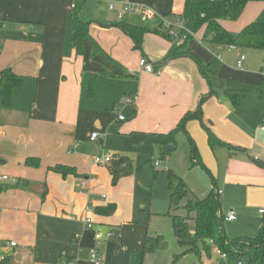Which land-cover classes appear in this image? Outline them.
Listing matches in <instances>:
<instances>
[{"label":"crops","instance_id":"0c3cea01","mask_svg":"<svg viewBox=\"0 0 264 264\" xmlns=\"http://www.w3.org/2000/svg\"><path fill=\"white\" fill-rule=\"evenodd\" d=\"M130 1L151 7L156 14L146 17L126 13L122 21L149 29L162 27V20L174 22L185 2ZM72 4L73 0H0V71L10 68L22 79L12 92L9 107H2L0 101V174L18 179L16 185H0V258L9 257L11 264H91L88 256L92 249L103 255V264H131L132 257L142 254L147 234L135 220L136 205L144 207L134 198L137 181L133 184L131 171L113 185L107 167L93 163L89 148L92 143H98L94 151L97 154L127 156L117 152L120 142L137 137L140 139L136 143L141 145L146 135L169 132L186 112L195 111L207 93L192 59L171 58L176 47L172 39L147 32L142 37L141 50L135 49L133 39L116 25L119 22L116 14L109 9L105 13L98 11L91 18H84V11L79 9V19L89 22V27L83 53L77 55L69 38L68 16ZM263 8L264 0H251L236 20L220 23L228 32L237 33ZM200 36L201 33L197 34L199 45ZM194 47L193 42L191 50ZM214 49L200 46L199 54L221 78L223 87L233 88L232 83L254 87L250 108V118L255 121L252 132L248 131L246 122L238 125L230 119L237 110L231 109L223 93L217 91L221 96L215 103L208 99L203 104V119L213 121L215 136L231 147L237 146L235 149H244L253 160L244 161L234 151H228L224 189L214 181L215 189L223 196L224 215L241 207L253 210L247 220L251 231L253 227L258 229L262 216L259 210H264V169L254 162H264V131L259 129L264 119V97L260 98L256 92L264 76V66L254 67L244 49L228 50L223 45H214ZM222 49L225 55L234 54L232 67L219 62L223 59L218 54ZM215 53L219 61L214 60ZM240 54L245 56L242 69L236 68ZM141 57L151 62L153 72L147 73L139 67ZM104 74L106 83L101 82L100 89L99 79ZM91 75H95V83L94 93L89 97ZM132 97L130 103H124ZM115 109L125 110L126 116L118 119ZM218 114H228L230 121L217 125ZM185 128L203 153L212 158V166L217 170L216 157L199 122L189 120ZM94 132L100 136L91 141ZM29 157H36L39 165L26 166L24 161ZM55 164L74 167L76 175L63 177L47 169ZM137 188L142 190L140 184ZM231 193L243 195L244 205L232 204ZM108 203L115 205L111 215L95 213V207ZM86 216L91 217L100 231L111 229L117 235L95 240L93 231L85 228ZM9 241L15 247L4 249L2 245ZM160 245V250L168 247L163 241ZM156 252L159 250L153 254Z\"/></svg>","mask_w":264,"mask_h":264},{"label":"trees","instance_id":"16d2710c","mask_svg":"<svg viewBox=\"0 0 264 264\" xmlns=\"http://www.w3.org/2000/svg\"><path fill=\"white\" fill-rule=\"evenodd\" d=\"M74 7L69 13L70 23V42L75 49L77 55L83 53V41L88 34L89 22H82L78 17V6L83 4L85 0H74ZM251 0H185L184 8L178 18L184 21V25L195 36L201 33L199 40L205 44L211 45H229L233 44L241 49L264 50V8L257 17L246 24L239 32L231 33L223 28L221 20H236L246 4ZM117 26L134 42L133 47L141 50L142 37L145 33H155L167 40L171 38L166 34V31L160 26L158 28L149 29L141 25H132L123 21L116 23ZM192 36L187 35L186 39L174 47L171 52V58L187 57L193 60L198 68L200 75L207 82L209 92L201 97L195 111L186 112L177 125L167 133L154 134V143L161 149V156H165L168 150L173 149L169 146L174 143L175 134L182 130L186 133L190 145L191 160L195 164L204 167L198 155L197 147L193 139L189 136L185 125L189 120L195 119L199 122L201 128L207 135V143L213 148L214 146H225L231 153L234 151L229 143L218 139L213 133L210 121L203 119L202 105L205 100L212 95L217 94V88H221L223 94L229 100L231 107L238 108L245 98L247 89L225 88L222 86L221 78L216 76L209 68L208 64L192 52L191 45L194 42ZM22 79L17 76L10 68H5L0 71V101L4 108L9 107L11 96L14 89L21 85ZM95 75H91L88 83L87 95L91 97L94 93ZM257 95L264 97V76L256 88ZM243 151L244 149L237 148ZM229 153V154H230ZM257 166L264 169V162L254 161ZM26 166L37 167L39 160L36 157L26 158L24 161ZM107 170L111 175V183L114 185L122 176H127L132 171V160L127 156H115L107 165ZM48 170L55 171L63 177L67 174L76 175L75 168L63 164H55L47 167ZM166 174L167 186L169 189L168 211L167 215L170 218L171 228L176 243L180 249L178 253L172 255V263L185 254L193 253L200 255L199 243L203 246L204 253L209 255L212 242L225 253L226 256H231L237 259H245L248 264H262L264 253V211L261 216L258 232L254 236H241L236 239H229L224 229V217L221 210L220 195L217 194L215 183L212 178V186L206 195L200 199H189V189L184 180L174 173L172 170L162 171ZM157 173V171H155ZM187 199L184 206L186 216H181L175 213L180 207L183 200ZM95 213L102 216H109L115 211V205L108 203L105 206H97L94 209ZM193 214V216H190ZM193 221V226L190 227L188 220ZM163 241L160 235H145L142 244V254L154 252ZM246 247L251 252H242L241 249ZM0 264H11L9 257H3Z\"/></svg>","mask_w":264,"mask_h":264},{"label":"rangeland","instance_id":"374dc122","mask_svg":"<svg viewBox=\"0 0 264 264\" xmlns=\"http://www.w3.org/2000/svg\"><path fill=\"white\" fill-rule=\"evenodd\" d=\"M73 4H75V1L73 0ZM104 2L101 0H85L83 4H79V9H82L83 17L84 18H91L94 14H97V12L105 13L108 11V6H106ZM72 8V7H71ZM149 17V16H146ZM89 20V19H86ZM146 19L143 22V24L146 25ZM197 35L194 37V49H192V52L195 53L203 63L208 64L210 70L211 65L209 62H206L202 59V56L199 54V47L205 46L207 48H210L211 51L214 49V45L211 44H205L200 42L202 44L199 45ZM92 42H94L93 39H90ZM223 47L226 48L225 45ZM227 49V48H226ZM225 49V50H226ZM215 50V49H214ZM245 51L246 57L249 56L252 65L254 67L258 66L259 64H263L264 66V58L261 59L260 55L264 56V50H248L250 53H248L247 50ZM214 53V52H213ZM243 53V52H242ZM257 53V54H256ZM218 54L222 55L223 61H219L216 58V53L214 54V60L219 61L221 63H224L228 65L229 67H232L235 62V57L233 53H228L225 55L224 50L218 52ZM212 60V58H209ZM182 60H190V58H182ZM209 60V61H210ZM193 62V61H192ZM122 72L125 71L124 68L121 70ZM131 74L134 72L131 70ZM100 89L102 88L101 82L106 83L107 75L104 74L100 76ZM203 83L207 89V92H209V86L207 82L203 79ZM220 83V81H219ZM230 86H233V88H239V89H248V92L243 99L240 106L236 109L231 107L232 110H237L235 116H231V120L235 121L238 125H243L244 122H246L247 126H249L248 131L252 132L255 127V121L254 119H251L250 117V108H251V99L254 96V87L250 84H230ZM218 93H223L221 91V88H217ZM212 95L209 100H213V103H215V100H217V97H220L221 94ZM207 99V100H208ZM206 101V100H205ZM119 104H122L121 100L118 101ZM244 102V103H243ZM204 104V103H203ZM223 107H227L226 105L222 104ZM116 116L119 115H125L126 111H120L117 112L115 109ZM202 112L204 115V107L202 105ZM120 113V114H119ZM119 114V115H118ZM216 118L217 125H220L224 121H230V119L227 117L228 114H218ZM207 118V117H206ZM207 122L208 120L205 119ZM210 121V120H209ZM210 126L213 131L214 123L213 121H210ZM189 134V133H188ZM189 136L193 139L198 152L200 156V160L203 163L204 167L200 166L199 164H195L191 160L190 156V145L188 141V137L186 133L182 130L177 131L174 138V143L170 144L169 146L173 147V149L168 150L166 156L162 158L161 156V149L160 147L156 146L153 139V135H146L145 138H143V142L141 145H137L136 140H139L140 138L134 137V138H127L120 142V147L117 150L120 154L127 155L132 160V177L134 176V181H137V185L135 186L136 191L134 198L136 201H141L143 204V208H140L141 205H138L136 202V213H135V220L141 226V229L146 231L148 235H160L163 238V242H166L168 247L166 249L159 250V252H156V254L152 253H146L144 255L137 254L136 256L132 257L131 264H238L237 258H233L231 256L222 257L217 255L211 248V253L209 255L204 253L203 246L199 243V252L200 255H196L193 253L185 254L184 256L178 258L176 262L172 263V257L171 255L174 254L173 252H178L181 248H179L176 243L173 236L172 228H171V222L169 216L166 214L168 211V198H169V189L167 186V178L166 174L162 171L172 170L174 173H176L178 176H180L184 182L186 181L189 189V199H199L203 198L206 193L208 192V189L212 186V178L214 181H216V185L221 189H224L225 185L223 184L224 176L226 175L227 169L229 167V153L228 148L225 146H215L212 148L211 152L216 157V161L218 164V169L216 170L215 167L212 166V158L207 155H205V151L203 153L202 147H198L196 140L194 137H192L190 134ZM92 147L89 148V150L92 152L93 157L96 156V151L98 149V143H92ZM209 146V145H208ZM210 147V146H209ZM237 147V146H236ZM236 147H231L237 158L242 159L244 161L250 160L253 161L251 158H249L248 153H245L243 151H239L238 149H235ZM107 154V153H106ZM100 155V154H97ZM105 155V154H102ZM204 156V157H203ZM206 159V161L204 160ZM158 160L160 161V165L155 166L154 161ZM249 161V162H250ZM157 171V173H155ZM138 184H140V187L142 190L138 189ZM231 203L232 204H238L243 206L244 205V197L241 196H234V194L231 193L230 195ZM221 202H223V196L220 195ZM187 199L183 200L180 204V207L175 211L176 214L181 216H186V211L182 207L185 205ZM236 213V217L232 222L224 221V229L226 232V235L229 239H236L241 237L243 234H247L250 236H254L257 234V228L253 227L250 231V226H247V220L248 217L252 216L253 210L241 207V209L237 208L234 209ZM190 216H193V214H190ZM261 220V218L259 217ZM189 226H193V221L188 220ZM253 232V233H251ZM104 233V232H103ZM114 233V232H113ZM117 235V232L114 233ZM105 238V237H103ZM114 239V238H113ZM117 239V238H115ZM155 250V251H156ZM242 252L245 251L246 253L251 252L250 249H247L244 247L241 249ZM2 256V255H1ZM242 264H248L245 259L241 260ZM255 264V263H251Z\"/></svg>","mask_w":264,"mask_h":264},{"label":"built area","instance_id":"2783aa9c","mask_svg":"<svg viewBox=\"0 0 264 264\" xmlns=\"http://www.w3.org/2000/svg\"><path fill=\"white\" fill-rule=\"evenodd\" d=\"M107 6H108V9L110 11L115 12L118 21H122V19L124 18V15L126 13H132L135 15L144 14V15L149 16V17L154 16L156 14L151 7H148V6L142 5V4H138V3H133L130 0H107ZM71 7H74V4H72ZM161 24H162V28L166 31V34L174 41L176 46L181 44L186 39L187 35L192 36L193 38L195 37V34L192 31H190L188 28L185 27L184 21L181 18H177L174 22H168V21L162 20ZM225 46L228 50H236L238 48L237 46H235L233 44H229V45H225ZM244 60H245V56L243 54H240L238 56V59L236 60V68L242 69L244 67V64H243ZM139 67L147 73L153 72V67H152L151 62L148 61L145 57H141L139 59ZM157 74H159V72ZM133 99H134V97L126 98L124 100V103H130ZM122 118H123L122 115L118 116V119H122ZM259 129L261 131H264V119L260 123ZM99 136H100L99 133L94 132L90 135V140L94 141ZM77 145H78V143L75 144V146H77ZM113 159H114V155L111 153H107L105 155L95 156L93 158V163L96 165H104L105 166L108 163H110V161ZM154 165L155 166L160 165V161L155 160ZM17 182H18V179L15 176H9L7 174H0V185L1 184L16 185ZM82 186H84V182L81 183V187ZM216 192L218 195L221 194L220 190H216ZM87 211H90V207H87ZM263 211L264 210H259L260 213H263ZM234 219H235L234 211L230 210L225 214V217H224L225 221H233ZM84 225H85L86 229L93 231V237L95 240L102 239L103 237H105L106 239L114 237V233L111 229L107 230L105 233L100 231L96 227V225L93 222V220L91 219V217H89V216L85 217ZM209 244L212 246V250L217 255L222 256V257H226V254L221 252V250L212 242V240L209 241ZM15 245L16 244L14 242L9 241V242H5L2 246L5 249L8 247H15ZM2 259H3V257L0 258V260H2ZM88 261L91 264H103L104 257L97 250L92 249L89 253ZM237 263L241 264V260L238 259Z\"/></svg>","mask_w":264,"mask_h":264},{"label":"water","instance_id":"95a60500","mask_svg":"<svg viewBox=\"0 0 264 264\" xmlns=\"http://www.w3.org/2000/svg\"><path fill=\"white\" fill-rule=\"evenodd\" d=\"M161 245H159V248H160Z\"/></svg>","mask_w":264,"mask_h":264}]
</instances>
